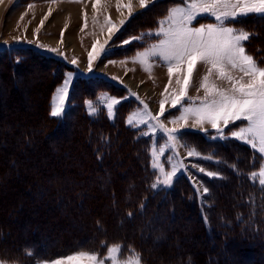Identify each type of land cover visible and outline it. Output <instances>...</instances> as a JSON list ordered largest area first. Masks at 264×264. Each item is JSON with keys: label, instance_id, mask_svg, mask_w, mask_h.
I'll list each match as a JSON object with an SVG mask.
<instances>
[{"label": "rangeland", "instance_id": "374dc122", "mask_svg": "<svg viewBox=\"0 0 264 264\" xmlns=\"http://www.w3.org/2000/svg\"><path fill=\"white\" fill-rule=\"evenodd\" d=\"M95 1L0 0V47H22L63 62L57 68V71H60L62 75L58 74L56 77L51 74L53 67L46 62H42L43 65L41 66L38 62L35 61L36 63H33L34 61H32L31 65L26 64L23 68H19L22 72L19 70L20 72L17 75L18 81L12 85V92L16 94V101L18 103L13 104L5 101L4 97L10 94V88L4 90L3 87H0V125H3L4 128L8 127L9 123L13 122L12 126L19 123L21 127H15V130L20 134H24L31 125L34 126L36 125L35 123L39 122L42 114H46L47 104L45 103L51 91L50 88L53 86L49 85L48 82L52 80L51 78L53 80L56 78L55 81L62 80L63 78L62 84L53 95L52 103H58L56 99L58 90L63 89L67 85V96L64 104L66 114L69 111V115H77L81 106L84 105L87 109L90 108L92 112L103 110L107 115L112 116L110 117L112 120H115L118 110L123 112L130 109L127 124L134 129L140 130L145 144H148L149 148L153 151L151 153L152 159L156 158V166L158 168L156 172L158 176L156 189L161 184L159 174L165 178L173 168H176L177 171L173 180L178 175L177 181L180 177L188 175L192 179L191 181L198 186L200 195L208 198L210 203L208 207L219 206L221 208V210H213L212 212L234 214L245 207L247 210L246 214L243 211H240L238 214V220L241 222L247 221L245 215H254V213L248 212L249 209L256 211L257 216L258 213H262L264 205L259 200H255V194L252 195L253 200L251 202L246 201L244 207L240 206L236 208L233 204L234 201H238L239 199L233 183L235 173L244 184L251 183L257 189H262L264 193V183H262L264 181V153L258 150V145L257 148H253L250 144L231 137L232 131L238 130L241 126H247V122L243 120L236 121L235 123H230L227 127H223L221 124L220 127H223L224 138L215 139L216 130L212 129L208 124H204L203 130H201V128L191 127L193 123L192 118L187 120V126H184V121H178V117L182 114V107L199 106L205 99L206 94L204 88L201 87L202 84L207 83L209 86L215 85L218 88L227 90L230 88L229 82L220 79L215 70H212L210 74V66L201 62H197L193 66L191 73L188 72L187 65L182 64L178 68L173 67L170 75L167 62L162 61L159 57H143L144 53L149 52L154 45L159 44L162 38L159 35L160 30L161 28L168 27L167 21L173 12L176 9L187 10L191 0H144L143 6L141 5V0H112L113 2L109 6L114 12L117 11V14L126 12L125 16L119 19L116 18L117 15H115L116 17L112 16V19L110 14L107 13V9H100L94 17V13L90 11ZM250 15L260 14L238 15L235 19L230 18L226 22V26L233 27L237 32L242 31L247 33L248 38L242 41V46L245 50L247 49L245 45L250 40L251 34L236 28V25L237 20ZM209 23H216V21L211 14L202 13L195 17L190 27H200ZM262 33L261 40L264 38V31ZM100 37L102 39L104 37V39L95 43ZM66 39L75 40L81 50L79 52L73 51L74 49L67 46L69 45V41H66ZM94 48L95 51H93ZM89 53H92L91 71L89 70ZM245 55L253 56L248 50L245 51ZM252 58L256 64L262 65L260 64L261 57L256 58L253 56ZM73 60L76 61L75 64L72 63ZM142 60L143 62H141ZM63 64L72 65L74 72H69V67ZM263 65L260 68H264ZM105 66L106 68L112 66L114 71L106 70V68L103 69L102 67ZM115 70L123 71L130 76L131 74L134 75V81L137 83L142 81L143 85H147L148 91H137L131 88L125 82V80L130 78L129 75H118ZM1 74L3 75L4 72L1 71ZM230 74L235 79L242 78L243 81L248 80V77L238 70H231ZM44 75L47 77V81H44ZM205 76L208 77L207 81L204 80ZM102 78L109 81L108 89L101 87L103 85L101 82L103 81ZM185 80L188 81L187 84L184 83ZM32 84L34 85L33 87L31 86ZM101 89H105V91L100 92ZM182 91L184 94L181 96L180 93ZM150 93L155 96L149 97ZM40 101L43 102L44 110L43 106L41 107L40 105ZM173 101H177L175 106L173 105ZM153 105L156 107L154 108ZM161 105H163V112H160ZM39 109L43 111H39ZM13 115H18L19 118L17 119V116ZM7 120L9 123H7ZM172 120H177L178 122L172 123ZM161 124H163L164 128L172 131L173 136L179 134L181 139L169 140L167 134L160 128ZM67 132L56 131L45 137L50 152L52 150L50 142L54 143L57 136L59 137L57 141H60L62 139L60 138L61 135ZM208 139L217 142L234 139L240 142L241 148H244L242 144L252 148L256 154L260 155L262 163L259 168L257 166L250 169L245 168V161L244 168L235 169L229 152L225 162L221 160H218V162L213 158L214 149L217 146L223 149L225 146L222 144L224 143H214ZM2 140H5V138L1 137L0 142ZM7 142L8 140L5 141V143ZM66 145L68 146L64 148L70 152V155L63 156L62 163L65 167L66 165L71 166L74 162L72 160L74 151L72 148L70 149V144L67 143ZM228 146L231 150H235V153L242 155L241 150L233 144H228ZM6 152H0L4 157L5 165L2 168L3 170L0 167V172H2L0 175L9 180L8 184L0 185V218H3L2 223H0L2 224L0 225V231L2 229L6 232L5 235L0 236V240L5 239V241L1 242V246L8 247L5 251L7 256L17 260L11 263L4 258L6 256L0 255V264H55L57 260L66 262V264H144L140 260V256L125 257V252L122 251L124 246L120 241L126 239L127 236L132 241H135V237L133 239V237L128 235L132 231H143L141 235L144 242L143 244H138V246L144 247L150 245L155 255L158 254L159 250H169V247L173 250L176 247V245L174 246L173 229L175 227L182 228L183 226L181 227L180 224L186 223L183 227L186 229L182 228V232L187 236H191L189 225L195 222L196 218L192 215L188 219L183 220L181 219L182 215L180 216V212L178 211L177 215H179L180 219L176 218L175 220L174 214H167L164 210L165 207H162L159 202V212L154 215L151 224H147L145 227L139 224L142 221L141 219H137L135 225L132 222L128 223L129 226L125 228L122 227L124 223L119 222L118 229L120 230V234L110 233L106 229H102L101 232L105 234L100 235V237H86L83 240L80 239V241L75 240L73 244L69 243L70 248L68 250L72 249L73 252L66 253L65 251L61 254L53 252V257L45 256L39 252L40 257L36 260V263L29 262L27 259L34 257L33 250L27 249L22 253L16 254L17 250L20 251L23 245L22 242L19 243L16 240L18 237L30 233L29 231L35 226L34 221H31L32 219L29 217L24 222H21L20 219V208L24 205L27 207L37 202L35 194L29 195L27 190L23 192L21 188L24 186L28 189L30 186L27 184V178L34 168L35 162H31L34 160H29L26 157L21 158L20 155L18 156V152H13V150L9 151L8 155L4 154ZM190 152L192 153L191 155L189 154ZM57 155L62 154L59 152ZM39 157L37 164L42 167L47 159L43 157V154ZM12 160H15V163L21 166V169L19 168L20 174L17 177L18 179H16L12 170H10ZM21 164L27 167V172L22 168ZM225 165H227V168ZM14 172H16V168H14ZM61 173L63 174L53 179L54 183L62 179L61 176L64 175V172ZM209 173H212V175L210 176ZM171 184L174 183L172 182ZM156 203L157 201L151 204L152 210L156 209ZM19 204L22 207L18 206ZM91 205L92 202L86 199L84 208L92 209ZM227 205L229 206L226 207ZM41 211L31 210L25 214L31 216L33 213V216L36 217L40 215ZM154 213L156 212L149 214ZM184 217H187V214ZM100 218L99 213L93 214L88 219L75 216L74 220L68 221L69 224L67 222L60 223L52 219V223L47 221L45 225L40 226L44 231H39L38 236L44 237V234H47L51 229H57L58 236L61 234L70 235L74 233V229L83 232L87 224L92 225L91 223H96ZM160 221L165 223L166 226H159ZM158 234H161V236ZM106 239H109V242H105ZM54 242L56 243V241ZM213 243L214 239L210 236L206 241L189 240L188 244L184 243V247L180 249L176 247L175 249L184 251L186 246L196 247L195 249L200 246L201 248L204 246L210 248ZM48 244L51 245L53 243L49 242ZM28 245L35 249V251L38 246L37 243H28ZM232 251H235V249H232ZM145 252L149 254L147 250ZM229 252V250L223 248L218 253L220 258H224L226 264H233L236 260L242 259L240 255L229 256ZM82 254L85 256L94 255L96 260L75 259L70 262L67 261L69 256L79 257ZM158 256V258H164L161 254H158ZM255 263L264 264V256H258L255 253L252 256L251 254L245 264Z\"/></svg>", "mask_w": 264, "mask_h": 264}, {"label": "trees", "instance_id": "16d2710c", "mask_svg": "<svg viewBox=\"0 0 264 264\" xmlns=\"http://www.w3.org/2000/svg\"><path fill=\"white\" fill-rule=\"evenodd\" d=\"M240 20H237L236 28L251 34L250 40H248L247 44L245 43V46L248 47H246L247 50L250 49L248 52L250 54L253 53L252 55L256 58L262 57L261 62L263 61L262 64H264V38L261 40L262 32L264 31V15H250ZM251 50L252 52H250ZM32 61H34L33 63L38 62L41 66L43 65L42 62L49 63L53 67L52 76L62 75L60 71H57L58 66L63 63L59 59L50 58L22 47H0V87H3L4 90L10 88V94L4 97L5 101L13 104L18 103L16 94L12 92V85L18 81L17 75L20 72L19 70H21L19 68H23L26 64L31 65ZM63 65L69 67V72H74L72 65ZM1 71L4 72L3 75ZM43 77L45 78L44 81L48 80L45 75ZM51 79L48 84L53 86L50 88L51 91L45 103L47 104L46 114L41 115L39 122L35 123L36 125H31L24 134H20L15 130V127H21L19 123L12 126L13 122L10 124L7 120V123H9L8 127L3 128V125H0L2 128H0V131H2L0 138H5V140L0 142V152L8 151L4 153L8 155L7 153L13 150V152H18V156L20 155L21 158L26 157L29 160H34L31 162H35V166L27 178V184L30 186L28 189L24 186L21 188L23 192L27 190L29 195L35 194L37 202L27 207L25 205L22 207L21 204L18 205L22 207L20 208L21 222H24L29 217L32 219L31 221H34L35 226L29 231L30 233L18 237L16 241L22 242L23 245L22 249L20 251L17 250L16 254L32 249L34 257L27 260L36 263V260L40 257L39 252L50 257H53V252H59L60 254L65 251L66 253L73 252L72 249L68 250L70 248L69 243L73 244L75 240L80 241V239L83 240L86 237H100V235L105 234L101 232L102 229H106L110 233L120 234L118 229L119 222L124 223L122 227L125 228L129 226L128 223L132 222L135 225L137 219H141L142 221L139 224L145 227L147 224H151L154 215L159 212L160 202L161 206L165 207L164 210L167 214H174L175 220L179 218V215H177L178 211L180 216L182 215L181 219L183 220L188 219L192 215L196 218L195 222L189 223L191 236H187L182 232V228L186 223L180 224L181 227L183 226L182 228L175 227L173 229L174 246L176 245L180 249L184 247V243L188 244L189 240L206 241L210 236L214 239V243L210 248H207V246L201 248L200 246L195 249L196 247L186 246L184 251H178L174 247L175 251L169 247L170 251L166 249V251L159 250L158 254L163 255L164 258H158V254L155 255L150 245L138 246V244H143L144 242L141 235L143 231H132L128 235L133 237V239L135 237V241H132L128 236L120 241L124 246L122 251L125 252V257L138 255L144 264H226L224 258L222 259L218 255L223 248L230 251L229 256L240 255L242 257V259L236 260L233 264H245L250 255L252 254L253 256L254 253L258 256H264V211L258 213L257 216L256 211L249 209L248 212L254 213V215H245L247 221L241 222L238 220L240 211L246 214L247 210L244 205L246 201L251 202L253 200L252 195L255 194V200H259L264 205L262 189H257L251 183L244 184L235 173L233 183L239 199L234 201L233 204L236 208L240 206L244 208L234 214L212 212L213 210H221V208L219 206L208 207L210 205L208 198L200 195L198 186L191 181L192 179L188 175V177H180L177 181L178 175L172 181L174 184L163 186V177L159 174L161 184L156 189L158 182L156 158L152 159L151 153L153 151L148 144H145L140 130L134 129L127 124L130 109L123 112L118 110L115 120H112L111 116L107 115L103 110L92 112L90 108L87 109L84 105L81 106L77 115H69L68 111L67 114L65 112L61 117H53L51 115L53 95L62 84L63 78L57 81H55L56 78L55 80ZM102 80L103 85L101 87L108 89L109 81L104 78ZM31 86L33 87L34 85L32 84ZM104 91L105 89L100 90V92ZM40 105L42 107L43 102ZM43 110L39 109V111ZM13 116H17V119L19 118L18 115ZM56 131L68 132L61 135L60 138L62 139L60 141H57L59 138L57 136L54 143L50 142V146H52L50 152L45 137ZM7 140L8 142L5 143ZM210 142L224 143L222 144L225 146L223 149L219 146L214 149L213 158L217 161L225 162L229 152L235 169L244 168L245 161V168L250 169L257 166L259 168L262 163V158L259 154H256L252 148L242 143L244 148H241L240 142L234 139H228L224 142ZM67 143L70 144V149L72 148L74 151L72 159L74 162L71 166L66 165L65 167L62 163L63 156L70 155V152L65 149L68 146L66 145ZM228 144H233L240 149L242 155L235 153V150H231ZM17 149L18 151H16ZM59 152L62 155H57ZM41 154L48 160L43 163L44 166L42 167L37 164ZM1 155L2 153H0ZM21 165L27 172V167L23 164ZM4 166V157L2 155L0 158L1 169ZM225 166L227 168V165ZM14 168H16V172H14ZM19 168L21 169V166H18L15 160H12L10 170H12L16 179H18L17 177L20 174ZM61 172H64V175L61 176L62 179L54 183L53 179L63 174ZM8 182V178L0 175V185L8 184ZM86 199L92 202V209L84 208ZM155 201H157L156 209L152 210L151 204ZM31 210L42 211L39 216L34 217L33 213L32 215L30 214L31 216H27L25 213ZM151 212L156 213L150 215L149 213ZM98 213L101 218L96 223H91L92 225L87 224L83 232L74 229V233L70 235L61 234L58 236L57 229H51L47 234H44V237L38 236L39 231H44L40 226L45 225L47 221L52 223V219L60 223H68V221L74 220L75 216L88 219L93 214ZM186 214L187 217H184ZM2 219L1 217L0 223H2ZM162 221L158 225L165 227L166 224ZM5 233L1 229L0 236L5 235ZM158 235L161 236V234ZM3 241L5 239L0 240V255L6 256L4 258L8 262L13 263L17 259L7 256L5 251L8 247L1 246ZM26 242L29 244L37 243L36 251ZM49 242L53 244L49 245ZM105 242H109V239H106ZM244 244H246L245 247ZM232 249H235V251L231 252ZM146 250L149 254L145 252Z\"/></svg>", "mask_w": 264, "mask_h": 264}, {"label": "snow or ice", "instance_id": "6c2138e0", "mask_svg": "<svg viewBox=\"0 0 264 264\" xmlns=\"http://www.w3.org/2000/svg\"><path fill=\"white\" fill-rule=\"evenodd\" d=\"M143 4L144 0H141V5ZM202 13L211 14L216 23L190 27L195 17ZM250 13L264 15V0H191L187 10L176 9L173 12L167 21L168 27L160 30L159 35L162 38L159 44L144 53L143 57H159L167 62L170 75L173 67L178 68L182 64L187 65L189 73L197 62L210 66V74L212 70H215L220 79L229 82L230 88L225 90L215 85L202 84L201 87L206 94L205 99L199 106L182 107V114L178 117V121H184V126H187V120L192 118L191 127L201 128V130L204 124H208L216 130L215 139L224 138L223 127L236 121H246L247 126H241L238 130L232 131L231 137L248 143L253 148H257L258 145V150L264 153V68L258 67L251 56L245 55L242 41L248 38L247 33L237 32L233 27L226 26L230 18L235 19L238 15ZM91 62L92 53H89L90 71ZM72 63L75 64L76 61L73 60ZM234 69L243 73L248 80L235 79L230 74ZM204 80L207 81L208 77L205 76ZM184 83L187 84L188 81L185 80ZM183 94L182 91L180 95ZM66 96L67 85L58 90L56 97L58 103L53 104L51 110L53 117H61L62 113H65ZM176 103L177 101H173L174 106ZM161 112H163V105H161ZM221 124L223 127H220ZM160 128L167 134L169 140L181 139L179 134L173 136L172 131L164 128L163 124ZM176 171L177 169L173 168L163 178V186L171 185ZM209 175L211 176L212 173ZM75 259L95 261L96 257L82 254L79 257L69 256L67 261ZM55 264H66V262L57 260Z\"/></svg>", "mask_w": 264, "mask_h": 264}, {"label": "bare ground", "instance_id": "6f19581e", "mask_svg": "<svg viewBox=\"0 0 264 264\" xmlns=\"http://www.w3.org/2000/svg\"><path fill=\"white\" fill-rule=\"evenodd\" d=\"M129 1V0H128ZM111 2H113L112 0H96L94 3H93V5H92V10L90 11V12H93L94 14V17H95V15L97 14V12L100 10V9H104V10H106L107 11V13H109L110 14V17L113 19V17L112 16H115V15H117V19H119L120 17L122 18V17H124L125 16V13L126 12H120L121 14H117V11H115L114 12V10L113 9H111V7L109 6V5H111ZM85 5V4H84ZM83 5V6H84ZM108 5V6H107ZM111 9V10H110ZM109 10V11H108ZM97 20V19H96ZM229 21V20H228ZM252 27V26H251ZM254 28H255V26H253ZM253 29V28H252ZM256 29V28H255ZM111 30V29H110ZM113 32V31H112ZM254 32V31H253ZM262 32V31H261ZM252 33V32H251ZM259 35V34H258ZM107 36V35H106ZM101 39H102V37H100L99 39H97L96 40V42L95 43H97V42H100L101 41ZM103 39H104V37H103ZM102 39V40H103ZM63 41H65V40H63ZM66 41H69V45H67V46H69L71 49H74L73 51H75V52H79L81 49H80V46H78L77 44H76V41L75 40H73V39H66ZM54 42V41H53ZM55 42H56V40H55ZM245 47H247V46H245ZM248 48V47H247ZM264 49V48H263ZM247 50V49H246ZM245 50V51H246ZM248 50H250V49H248ZM256 50V49H255ZM250 52H252V50L250 51ZM263 52V51H262ZM253 54V53H252ZM261 55V54H260ZM259 56V55H258ZM253 57V56H252ZM260 57V56H259ZM262 58V57H261ZM263 59V58H262ZM256 60V59H255ZM259 60V59H258ZM261 61V60H260ZM260 61H259V63H260ZM263 62V61H262ZM262 62L260 63V64H262ZM258 65V64H257ZM263 65V64H262ZM261 65V66H262ZM259 66V65H258ZM261 66H259V67H261ZM264 66V65H263ZM103 69H105L106 68V66L105 67H102ZM109 69V71H114V68L111 66L110 68H106V70H108ZM115 72L118 74V75H127L126 73H124L123 71H119V70H115ZM129 75V74H128ZM132 76V77H131ZM131 76L129 75V77L130 78H128L127 80H125V82H126V84L128 85V86H130L131 88H133V89H135V90H137V91H142V90H146V91H148L147 90V85H143L144 83L142 82V81H140L139 83H137V82H135L134 81V75H132L131 74ZM115 91V90H114ZM149 97H153V96H155L154 94H149L148 95ZM152 105V104H151ZM157 105V104H156ZM153 107L155 108L156 106H154L153 105ZM161 112V111H160ZM215 186V185H214ZM225 187V186H224ZM234 195V194H233ZM237 195V194H236ZM235 199V198H234ZM228 200V199H227ZM263 241V240H262ZM243 242V241H242ZM264 244V243H263ZM245 245L246 244H244V247H245ZM243 246V245H242Z\"/></svg>", "mask_w": 264, "mask_h": 264}]
</instances>
